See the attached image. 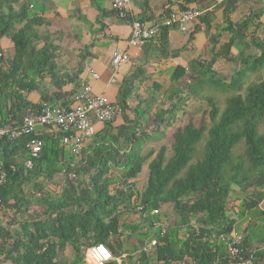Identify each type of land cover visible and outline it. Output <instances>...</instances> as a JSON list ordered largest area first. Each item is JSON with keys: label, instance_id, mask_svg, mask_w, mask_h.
Wrapping results in <instances>:
<instances>
[{"label": "trees", "instance_id": "1", "mask_svg": "<svg viewBox=\"0 0 264 264\" xmlns=\"http://www.w3.org/2000/svg\"><path fill=\"white\" fill-rule=\"evenodd\" d=\"M19 1L0 0V40L9 37L13 51L6 59L0 46V102H11V122H18L24 110L38 105L28 102L23 92L37 91L41 102L51 105H68L76 94L74 90L61 91L68 80L55 61L58 46L50 35L38 32L37 28L48 26L49 21L34 9L35 0H24L21 4ZM193 1L185 0V7ZM239 1L226 0L220 6L229 15ZM14 4L20 8L15 9ZM98 10L103 12L100 7ZM263 15L262 5L241 21H229L221 30L229 33V40L217 47L222 35L217 32L210 39L213 47L209 58L190 64L189 83L179 94L185 89L195 93L196 85L206 84L230 96L223 110L208 99L205 114L211 126L207 127L205 121L199 126L188 122L174 131L173 155L167 158V147L159 148L148 163L143 190L132 180L155 152L142 153L152 134L143 130L139 121L124 118L119 127L113 126V120L103 123L106 127L95 132L74 167L73 155L61 144V132L40 128L29 137L3 140L0 159L8 171V179L0 186V264H68L64 260L68 247L73 250L71 264H86V250L99 243L115 259L127 254L131 260L137 254L133 264H233L225 247V240L233 230L244 235V248L254 264H264V210L258 206L264 198V133L259 130L264 122V78L244 85L248 73L264 69V32L263 37L257 36L262 30L258 20ZM168 29L162 27L156 38L165 41ZM251 48L255 51H248ZM220 60L237 66L230 79H224L215 69ZM186 74V68L177 67L174 81ZM46 75L59 92H43L41 80ZM137 77L133 74L125 78L120 87L116 104L122 113L128 108L127 100ZM62 99L65 100L57 104ZM176 99L177 102L158 111L151 132L163 136L165 128L175 124L186 100L180 96ZM205 135L203 154L195 159L196 146ZM32 138L43 141V151L33 169L28 170L26 146ZM242 141L243 153L235 154V147ZM64 168L75 172L76 178L57 183L54 177ZM234 194L239 199L236 209L239 221L229 209ZM163 207L171 208L175 214L174 223L168 227L151 219L150 213ZM130 212L139 213L143 222L151 220L152 228L159 224L154 235L145 231V240L151 238L148 243L156 240V245L148 248L142 244V249L134 248L132 255L123 253L120 244L124 233L120 222ZM257 226L259 232L254 231ZM152 249L153 255L149 256L147 252ZM115 259L107 264H119Z\"/></svg>", "mask_w": 264, "mask_h": 264}, {"label": "crops", "instance_id": "2", "mask_svg": "<svg viewBox=\"0 0 264 264\" xmlns=\"http://www.w3.org/2000/svg\"><path fill=\"white\" fill-rule=\"evenodd\" d=\"M23 1L20 0L18 3L21 4ZM35 1L33 2L35 4L34 9L37 10L39 16L49 21L48 26L38 27V32L42 35H50L54 44L58 46L55 61L61 75H64L65 79L68 80L61 91L74 90L77 93L84 83H89L92 85L93 93L104 94L109 100L116 103L124 79L137 74L133 92L127 100L128 108L125 113L117 116L112 122L114 127H119L123 124L124 118L129 121L136 120L141 123L143 130H148L151 134H154L151 131L155 129L153 122L158 111L177 102L176 96H184L178 92L189 83L190 64L198 59L209 58L213 47L210 39L217 32L222 33L217 45L219 47L229 40V33L227 31L222 32V27L226 26L229 21L233 23L241 21L250 14L251 10H257L262 5L264 6V0H240L236 10L228 15L224 11L225 7L222 8V6L213 5L204 0H195L188 5L196 6L202 10V16L188 25L187 32L183 33L176 27H172L168 29L165 41L162 42L158 38H154L138 50L129 43L131 36L130 21L135 18L150 24L167 19L172 13H176L185 7V0H132L127 18L120 17L115 13L112 8L113 0ZM14 7L15 9L20 8L17 4H14ZM99 7L103 9V12L98 10ZM226 16H229L227 21ZM259 22L262 30L257 32V36L263 37L264 15L258 20ZM10 41L7 36L0 40V46L3 48L6 59L11 57L13 53ZM42 45L40 44V46ZM120 49L129 52L131 61L123 64L120 70L113 74L111 58L114 52ZM232 51L234 54L237 53V50ZM248 51L255 50L251 48ZM177 67L186 68L187 74L184 78L174 81ZM90 70L99 75L97 80L91 77ZM41 82L45 89L43 92L52 94L60 91L52 84L51 78L47 75ZM23 95L32 104L41 102V95L37 91L23 92ZM63 100L65 99L59 100L57 104L62 103ZM180 112L182 110L178 113ZM12 116L11 102H0V124L11 122ZM15 123L12 121L10 124ZM94 123L97 132L106 127L103 123L97 121ZM92 138L87 141L86 147ZM147 146L143 147V151ZM58 176L59 174L54 177V181L60 183L61 179H58ZM132 181L136 182L139 190H143L147 179L144 184H140V187H138V177ZM258 206L264 210V198ZM160 211L163 212V208ZM170 211L171 208H164L165 213ZM150 214L154 217L156 215L153 211ZM142 222L139 213L130 212L121 220V230L128 233V229L138 226ZM145 224L148 226L145 225L144 230H150V235L157 232L156 229H158L159 224H156L155 228L151 227V220ZM150 239L145 240L144 244L148 245ZM255 244L253 246L256 247ZM68 250L71 251V247H68ZM67 256H69V251ZM126 256L127 254H123L122 257L115 260L119 264H128L122 259L123 257L126 259ZM86 264H93L88 255Z\"/></svg>", "mask_w": 264, "mask_h": 264}, {"label": "built area", "instance_id": "3", "mask_svg": "<svg viewBox=\"0 0 264 264\" xmlns=\"http://www.w3.org/2000/svg\"><path fill=\"white\" fill-rule=\"evenodd\" d=\"M132 0H113L112 8L120 17H128ZM213 5L223 4L226 0H204ZM202 16V11L197 7H186L176 13H172L169 18L162 22L144 23L139 19L133 18L130 21L131 36L129 43L132 47L140 50L149 41L158 37L162 27H176L181 32L188 31V25L197 21ZM2 56V53H0ZM131 61L128 51L117 50L111 58V67L113 74L120 70L121 66ZM91 77L95 80L99 75L92 70L89 71ZM122 114V109L116 103H113L104 94H95L92 85L84 83L80 90L74 95L73 101L68 105H51L47 102H39L34 109H27L22 112L20 119L15 124H4L0 126V144L3 140L15 141L33 134L40 128H47L51 131L61 132V144L73 155L72 167L76 164L87 141L92 138L96 132L94 121L107 123L114 120ZM29 158L25 162L28 170L33 169L35 160L39 159L43 151V141L38 138H32L27 146ZM13 169V167H10ZM62 183L65 179L73 180L76 173L64 168L58 173ZM8 179V171L3 168L0 162V186ZM39 196V194H38ZM160 210H154L158 214ZM156 240H151L147 247L153 248ZM225 247L228 257L233 264H254L251 254L244 248V235L238 231H231L225 240ZM93 264H107L113 261L115 257L111 251L102 243L95 244L86 250Z\"/></svg>", "mask_w": 264, "mask_h": 264}, {"label": "rangeland", "instance_id": "4", "mask_svg": "<svg viewBox=\"0 0 264 264\" xmlns=\"http://www.w3.org/2000/svg\"><path fill=\"white\" fill-rule=\"evenodd\" d=\"M223 61V62H222ZM221 62L218 61L215 64V69L217 70V72L219 73V75L221 77H223L224 79H230V77L232 76V74L235 72V70L237 69V66L233 63H229L226 62L224 60H222ZM261 76H263L264 78V69H260L255 73H248L246 78L244 79V85L245 87H247L250 83L252 82H258L259 78H261ZM262 78V79H263ZM255 80V81H254ZM194 88H197L198 90L194 93H188V91L185 89L184 91V99H186L183 104V111L178 113V118L176 119V122L173 126H171L170 128H165V134L163 136L160 135V133L155 132L154 134L151 135L152 138H150L147 142L145 143L144 146L148 145L145 149V151H143V154L148 153L150 150H154V154L152 157H150L147 162L144 164L143 166V173H140L138 175V187H140L141 183H145V180L148 177V163L150 162V160L155 156L156 152L159 150V148L162 145H165L167 147V153L166 156L167 158L171 157L172 154V149H171V142H172V134L174 133V131L178 128V127H183L185 126L188 122H193L196 126H199L203 121H205V123L208 126H211L210 124V119L208 114H205V112L209 109L208 106V99H213L215 101V103L220 107V110H223L225 108V102H226V98L228 96H230V93L225 92L219 88H216V86H209L206 84H201V86L196 85ZM193 89V88H192ZM242 93H245V90L242 91ZM186 97V98H185ZM181 104V103H180ZM181 104V105H182ZM260 132L264 133V122L261 124L260 126ZM151 134V133H150ZM207 135L204 136V138L200 141V143L197 144L196 146V155H195V159L200 158L203 154V146L204 143L206 141ZM143 146V147H144ZM235 154H242L244 151V142H240L234 149ZM235 196H237V194H234L231 196V200L229 201V209L232 210L231 215H233L235 217L236 215V209L238 207V200L236 199ZM233 207V208H232ZM164 208L163 207V212L160 211L161 216H153L155 218L156 221H158L160 219V221L162 222L163 227H168L169 225H172L175 221V214L173 213L172 209L169 213H165L164 212ZM232 208V209H231ZM235 208V210H234ZM236 220L239 221L238 215H236ZM248 218L244 217L242 218V220L240 222H238V225L243 224L245 222V220ZM152 219V217H151ZM146 222H142L140 223V225H136L133 228L128 229V233L124 232L121 235V240H120V244H121V248L123 250V253H125V251H127V253H130V255H132V250L134 248L137 249H142V244L145 243V238H146V233L144 230L145 224ZM136 230V231H135ZM259 227H255L254 231L259 232ZM124 231V230H123ZM134 232V233H133ZM132 234L130 239V234ZM255 247V246H253ZM130 250V251H129ZM69 251V256H67V253ZM66 253V256L64 257V260L67 261L68 264H71V260L73 257V250L71 249L68 250ZM154 252V249H152L151 251L147 252L149 256H152ZM136 256L137 254L132 257L131 260H129L127 257L125 259V257H123L122 259L124 260L125 263L128 264H133L136 261Z\"/></svg>", "mask_w": 264, "mask_h": 264}, {"label": "clouds", "instance_id": "5", "mask_svg": "<svg viewBox=\"0 0 264 264\" xmlns=\"http://www.w3.org/2000/svg\"><path fill=\"white\" fill-rule=\"evenodd\" d=\"M220 5H222V4H220ZM220 5H219V6H220ZM217 6H218V5H217ZM186 7H196V6H186ZM186 7H185V8H186ZM197 8H198V7H197ZM181 9H182V8H181ZM201 11H202V10H201ZM200 18H201V17H200ZM164 20H165V19H164ZM162 21H163V20H161V22H162ZM157 22L160 23V21H157ZM168 28H169V27H168ZM169 29H170V28H169ZM184 33H185V32H184Z\"/></svg>", "mask_w": 264, "mask_h": 264}]
</instances>
